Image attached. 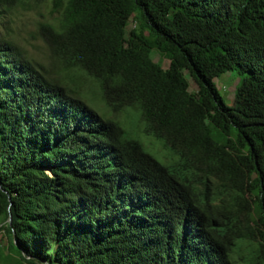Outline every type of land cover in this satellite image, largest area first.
Wrapping results in <instances>:
<instances>
[{
  "label": "trees",
  "instance_id": "obj_1",
  "mask_svg": "<svg viewBox=\"0 0 264 264\" xmlns=\"http://www.w3.org/2000/svg\"><path fill=\"white\" fill-rule=\"evenodd\" d=\"M54 4L63 77L0 37V264H264V0Z\"/></svg>",
  "mask_w": 264,
  "mask_h": 264
},
{
  "label": "rangeland",
  "instance_id": "obj_2",
  "mask_svg": "<svg viewBox=\"0 0 264 264\" xmlns=\"http://www.w3.org/2000/svg\"><path fill=\"white\" fill-rule=\"evenodd\" d=\"M58 15L59 12L55 7L54 0H24L0 15V37L13 39L21 46L27 56L47 65L51 68L52 74L63 77L64 74L62 72L59 73L56 68L57 62L52 55L50 47L38 31L40 23L54 21ZM136 24L137 21L131 19L127 27L128 31H130ZM152 56L165 68L170 66V58L161 51L157 49L153 50ZM190 82L191 91L196 92L198 89L197 83L192 78H190ZM215 82L226 103L229 105L235 104L237 99L236 88L239 78L236 77L233 72H226L221 77L216 78ZM69 83L72 84V81L69 80ZM79 87L87 99L94 98V91L98 89V85L89 79L81 82ZM91 103H94V106L99 111H107L105 104L101 102V100H92ZM110 114L112 117L124 121L127 128L140 131V128L142 127L135 117H129L125 112ZM141 136L147 146V150L152 151L163 158L171 157V152L163 147L159 140L152 136H146L143 134H141ZM0 242H2L3 245L4 243H7L6 235L3 230L0 231ZM236 257L234 256L235 261L237 259ZM236 264L247 263L236 261Z\"/></svg>",
  "mask_w": 264,
  "mask_h": 264
}]
</instances>
